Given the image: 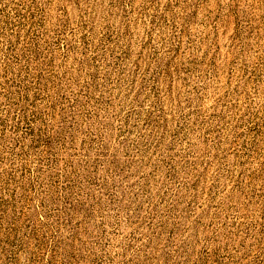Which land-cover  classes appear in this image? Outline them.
I'll use <instances>...</instances> for the list:
<instances>
[{"label": "rangeland", "instance_id": "374dc122", "mask_svg": "<svg viewBox=\"0 0 264 264\" xmlns=\"http://www.w3.org/2000/svg\"><path fill=\"white\" fill-rule=\"evenodd\" d=\"M0 264H264V0H0Z\"/></svg>", "mask_w": 264, "mask_h": 264}]
</instances>
